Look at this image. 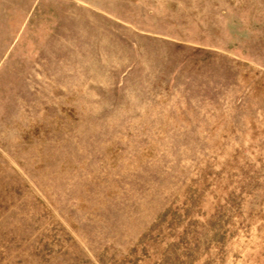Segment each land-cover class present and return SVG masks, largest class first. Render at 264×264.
<instances>
[{
	"label": "rangeland",
	"instance_id": "rangeland-1",
	"mask_svg": "<svg viewBox=\"0 0 264 264\" xmlns=\"http://www.w3.org/2000/svg\"><path fill=\"white\" fill-rule=\"evenodd\" d=\"M0 264H264V0H0Z\"/></svg>",
	"mask_w": 264,
	"mask_h": 264
}]
</instances>
